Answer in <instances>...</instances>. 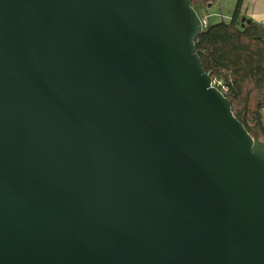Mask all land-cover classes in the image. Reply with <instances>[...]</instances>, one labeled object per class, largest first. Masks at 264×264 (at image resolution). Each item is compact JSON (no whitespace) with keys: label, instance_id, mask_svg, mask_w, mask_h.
Here are the masks:
<instances>
[{"label":"water","instance_id":"95a60500","mask_svg":"<svg viewBox=\"0 0 264 264\" xmlns=\"http://www.w3.org/2000/svg\"><path fill=\"white\" fill-rule=\"evenodd\" d=\"M202 21L0 0V264H264L263 130L204 70Z\"/></svg>","mask_w":264,"mask_h":264},{"label":"trees","instance_id":"16d2710c","mask_svg":"<svg viewBox=\"0 0 264 264\" xmlns=\"http://www.w3.org/2000/svg\"><path fill=\"white\" fill-rule=\"evenodd\" d=\"M198 1H193V6ZM244 0H237L231 20L208 24L196 40L197 53L206 73L231 103L235 117H244L263 130L264 141V27L243 22Z\"/></svg>","mask_w":264,"mask_h":264},{"label":"crops","instance_id":"0c3cea01","mask_svg":"<svg viewBox=\"0 0 264 264\" xmlns=\"http://www.w3.org/2000/svg\"><path fill=\"white\" fill-rule=\"evenodd\" d=\"M194 1V0H193ZM197 7L201 9L202 17H208L210 24H216L221 21L229 22L233 14V5L236 6L237 0H232L229 4V11L227 14H223L220 10L214 9V7L219 4V0H196ZM217 1V2H216ZM199 15V14H198ZM243 22L253 21L264 27V0H244L242 14ZM213 20V21H212ZM212 21V22H211Z\"/></svg>","mask_w":264,"mask_h":264},{"label":"rangeland","instance_id":"374dc122","mask_svg":"<svg viewBox=\"0 0 264 264\" xmlns=\"http://www.w3.org/2000/svg\"><path fill=\"white\" fill-rule=\"evenodd\" d=\"M196 2V0H194ZM218 1V0H217ZM216 1V2H217ZM232 0H219V4H217L214 9L218 10V11H222L223 14H227V12L229 11V4L231 3ZM235 5V3H232ZM234 5H233V10H234ZM195 10L196 12L199 14L200 17H202V13H201V9L197 6H195ZM213 21V20H212ZM211 21V22H212ZM225 21H227V19H225ZM210 23V21H209ZM263 125H264V112H263Z\"/></svg>","mask_w":264,"mask_h":264},{"label":"built area","instance_id":"2783aa9c","mask_svg":"<svg viewBox=\"0 0 264 264\" xmlns=\"http://www.w3.org/2000/svg\"><path fill=\"white\" fill-rule=\"evenodd\" d=\"M203 19V21H202V23H203V27H206L208 24H210L209 23V18L208 17H205V18H202Z\"/></svg>","mask_w":264,"mask_h":264}]
</instances>
